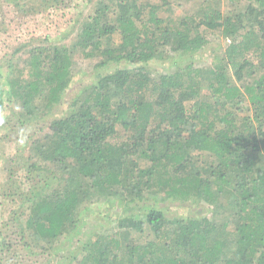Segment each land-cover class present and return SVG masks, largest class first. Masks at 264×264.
Segmentation results:
<instances>
[{
  "label": "trees",
  "instance_id": "16d2710c",
  "mask_svg": "<svg viewBox=\"0 0 264 264\" xmlns=\"http://www.w3.org/2000/svg\"><path fill=\"white\" fill-rule=\"evenodd\" d=\"M4 1L26 14L72 2ZM160 1L88 0L69 43L31 39L3 55L1 137L58 117L20 141L28 162L22 181L9 170L0 185L1 237L66 264H264V0ZM77 55L98 73L66 105ZM154 60L174 70L154 74ZM147 199L209 214L169 217ZM93 206L124 212L114 230L79 231Z\"/></svg>",
  "mask_w": 264,
  "mask_h": 264
},
{
  "label": "rangeland",
  "instance_id": "374dc122",
  "mask_svg": "<svg viewBox=\"0 0 264 264\" xmlns=\"http://www.w3.org/2000/svg\"><path fill=\"white\" fill-rule=\"evenodd\" d=\"M87 2L88 0H72V2H70L69 8L63 11L57 10V4L52 2L48 7H44L42 11L38 8L37 11L31 14H26V12L17 11V7L10 5L9 2L0 0V66L6 65L7 63L8 57L5 58L3 55L7 53V56H10L11 52H13L15 48L19 46L20 42H26L32 39V43L34 45L69 43L73 38V34H70L69 39L65 37L68 28L74 26L73 20L76 16H78L79 12H85ZM153 2L161 1L153 0ZM25 3L27 5L32 4L36 6L38 4L36 0H25V2L20 4L23 5ZM50 6L51 8H49ZM218 7H220L221 10H225V7L222 5H218ZM45 35L48 36L50 40L49 42H42ZM219 44H221V40L220 38H217L212 43H210L209 46L205 47L201 53L199 52L196 55V63H199L200 66L203 64H210L212 55L219 48ZM24 52H26V50L18 52V54L15 56L14 61H16V63H22ZM179 59V57L176 58V60ZM75 61L77 66V75L73 78L69 89H67L65 95L62 98L63 103L66 105L70 104L73 99L79 96L83 87L91 85L92 82L95 81L96 74L98 73L97 68L99 67V64L96 59H86L77 55ZM172 63L173 62L171 60H154L149 63V68L154 74H161L173 71L175 65ZM60 108L63 110L65 109V106ZM57 110L59 111V108ZM56 117H58V113L55 115H50V118L48 117L45 121L31 124L29 127H27V130L24 134L19 132V134H14L11 137H1L2 135H0V185L7 179L8 175H11L10 172V174H8L9 170H12L14 173H16V178H19L21 181L23 180L25 173L22 171V169L28 160L29 152L26 145L27 142L20 145V141L25 140L28 134H31L32 132L35 133L39 128L46 127L50 120ZM43 129L47 131V128ZM159 201V199H147L145 200V205H151L157 202V204L163 208L165 215L169 217L199 216L200 214L207 215L208 213L207 207L202 204H181L174 200H168L163 203ZM6 204V197L4 194H1L0 224L3 223L4 220H9V217L6 216ZM91 209L93 212L89 215V219H87V221H92L93 219L94 221L91 224L89 222L85 223L84 221L79 231H88L92 233L94 230H98L99 226L102 228H110V231H112L115 227V219L120 215L122 216L124 213L118 208L112 209V213L114 215H102L96 211L98 210L96 206H93ZM134 213L137 212L135 211ZM96 219L97 221H100V225L94 223ZM14 221L15 220L13 219L11 225H14ZM85 224H88L91 227L84 226ZM6 236L7 234L2 237L0 236V239L7 242V245L0 251V264H66V261L68 262L67 259H57L56 261V259L48 256L47 253L43 254L40 252V250H38L40 257L32 256L30 249L34 248H32L31 244L28 243V248H25L21 244L17 245V242L13 240L14 237L11 240H8L6 239ZM26 240L27 239H25V241ZM38 251H35L34 253Z\"/></svg>",
  "mask_w": 264,
  "mask_h": 264
}]
</instances>
